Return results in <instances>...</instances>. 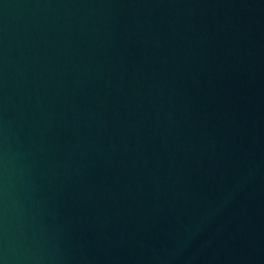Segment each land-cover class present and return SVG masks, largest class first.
Masks as SVG:
<instances>
[{"label":"water","instance_id":"1","mask_svg":"<svg viewBox=\"0 0 264 264\" xmlns=\"http://www.w3.org/2000/svg\"><path fill=\"white\" fill-rule=\"evenodd\" d=\"M0 264H264V0H0Z\"/></svg>","mask_w":264,"mask_h":264}]
</instances>
